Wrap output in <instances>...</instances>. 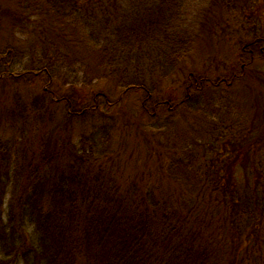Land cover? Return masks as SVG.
Segmentation results:
<instances>
[{
	"label": "trees",
	"instance_id": "1",
	"mask_svg": "<svg viewBox=\"0 0 264 264\" xmlns=\"http://www.w3.org/2000/svg\"><path fill=\"white\" fill-rule=\"evenodd\" d=\"M29 1L74 32L81 54L94 52L85 86L100 78L142 94L146 131H163L167 122L156 116L179 107L197 114L207 143L202 154L170 151L156 169L123 174L112 149L121 123L108 119L115 106L107 96L57 88L51 61L0 48V83L16 88L8 106L0 96V264H264V135L251 122H231L222 96V85L264 61V14L250 9L264 0H228L248 40L236 67L225 66L224 78L191 72L179 100L155 87L177 75L198 43L193 12L219 0ZM212 90L220 94L205 101ZM88 117L100 126L77 131ZM169 178L176 191L162 188Z\"/></svg>",
	"mask_w": 264,
	"mask_h": 264
},
{
	"label": "rangeland",
	"instance_id": "2",
	"mask_svg": "<svg viewBox=\"0 0 264 264\" xmlns=\"http://www.w3.org/2000/svg\"><path fill=\"white\" fill-rule=\"evenodd\" d=\"M256 5H259V2ZM256 5L251 6V11L253 13L260 11L264 14V8ZM237 8L238 5H232L228 0H219L208 2L193 12L195 19H191L190 23L197 24L198 43L194 45L189 57L181 63L176 76L157 83L155 90L158 94L169 95L179 100L183 96L185 76L191 72L205 75L210 79L230 76L224 72V67L230 65L236 67L237 49L241 43L248 41L247 37H241L242 35L237 33L236 22H241V17L235 20L233 16H229L238 11ZM219 9L225 12V17L220 15ZM0 12V48L13 47L21 53V57L25 56L22 61L26 60V57L30 59L32 55L48 59L44 60L52 62L58 75L57 88L65 91L77 90L79 94L85 95L84 98L89 99L94 95L103 94L107 96L109 103L115 106L108 113V119L121 123L120 128L113 133L112 149L115 153L114 165L123 174L140 173L150 165L156 169L171 152H179L182 149L180 154L189 150L203 153L202 145L207 143L202 140L206 132L203 128L207 123H204L205 120L199 115L191 114L179 107L172 111L173 117L163 115L155 118L159 123L167 122L164 129L167 133L164 130L146 131L142 126L144 124L148 126L149 122L140 112L142 94L124 93L112 81L100 78L92 80L91 84L85 86L87 83L84 85V79L88 81L92 78V73L89 71V74L86 68L92 65L93 61L89 62V57L94 52L89 50L90 54H81L80 42L77 41L74 32L62 28L60 23L42 13L36 1L0 0ZM10 14H13L14 18ZM260 22L264 28L263 15ZM95 67L98 69V65ZM246 72L244 78L234 82L230 87L225 88L222 85L225 90L222 96L230 104H227L230 106L229 109L233 108V114L229 117L231 122L234 120L251 122L259 129L254 133L264 135V61L256 59ZM15 85L20 87L23 84ZM15 89L10 82L6 87L0 83V93L4 94L0 95L2 105L10 104V96ZM24 92H27V89L21 93ZM217 93L220 94V90L208 92L204 96L205 101L211 100ZM222 114L223 112L216 115V118L223 120ZM100 123V119L88 117L87 125H76L74 128L77 131L86 128L87 131H92V127L100 126ZM170 146H173L172 150ZM161 186L163 189L172 188L174 191L180 187L171 178L164 179Z\"/></svg>",
	"mask_w": 264,
	"mask_h": 264
}]
</instances>
